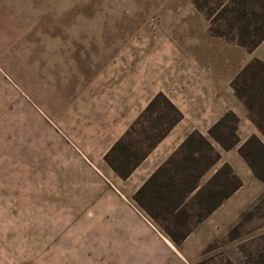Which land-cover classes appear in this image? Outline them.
Segmentation results:
<instances>
[{"label": "rangeland", "instance_id": "obj_1", "mask_svg": "<svg viewBox=\"0 0 264 264\" xmlns=\"http://www.w3.org/2000/svg\"><path fill=\"white\" fill-rule=\"evenodd\" d=\"M194 1L0 0V264H153L159 250L145 249L152 245L149 230L132 215L137 213L119 195V186L79 150V144L89 141L81 84L109 60L103 51L144 44L184 48L199 58L200 67L201 59L210 58L217 103L222 100L231 108L212 135H203L212 150L194 144L198 163L169 164L160 177L162 189L166 184L176 198L187 197L179 211L169 213L158 202L169 195L146 194V207L176 235L210 206L230 201L238 215L202 249H188V261L264 264V179L254 175L238 151L243 141L256 136L246 146V156L264 175L259 144L264 132L254 121L264 107L260 100L250 111L228 92L250 61L264 59V39L247 49L212 35L205 12L214 28L225 29L229 20L221 13L231 8V1L197 0L202 12ZM251 23L264 25V18L252 17ZM261 73L254 66L238 87L252 85L258 97L259 88L250 79ZM153 122L132 131L126 141L130 157L152 144L158 131L151 128ZM184 220L187 225L181 224Z\"/></svg>", "mask_w": 264, "mask_h": 264}, {"label": "crops", "instance_id": "obj_2", "mask_svg": "<svg viewBox=\"0 0 264 264\" xmlns=\"http://www.w3.org/2000/svg\"><path fill=\"white\" fill-rule=\"evenodd\" d=\"M183 50L171 44H144L141 49L103 51L109 60L95 68L81 84L79 92L80 99L88 103L89 115V141L86 145L79 144V150L93 167L103 171L119 186V195L137 213L132 215L149 230L152 245L145 249L159 250L153 264H190L188 249H202L220 231L219 228L231 223L239 213V208L231 207L230 201L225 203V200L193 226L181 231L183 236L175 240L135 195L189 133L197 131L207 135L221 115L231 109L222 100L217 103L215 70L210 65V58L201 59L204 64L200 67L199 58ZM228 92L236 96L232 86ZM158 93L171 101L181 117L131 173L122 178L107 164L104 156ZM138 196L146 202L145 195ZM185 221L181 224L187 225Z\"/></svg>", "mask_w": 264, "mask_h": 264}, {"label": "trees", "instance_id": "obj_3", "mask_svg": "<svg viewBox=\"0 0 264 264\" xmlns=\"http://www.w3.org/2000/svg\"><path fill=\"white\" fill-rule=\"evenodd\" d=\"M232 3L231 8L226 6L223 8V12L221 13L223 16L227 17L229 20L228 24L226 25L225 29H222L220 25H216L214 28V19L212 18L211 14L208 12H205V17L209 21V32L212 35H217L220 37H224L227 41H233L237 43L238 45L247 48L252 49L257 44L264 39V25H251V18H264V1L262 0H230ZM194 6L199 11H204V7L198 3L197 0L194 1ZM229 14V15H225ZM238 34V38L235 37V35ZM253 34H256L255 37H253ZM241 36V37H240ZM260 66L262 69L261 74H252V78L250 79V83H253V86H258V97H256L255 90H251L252 85L246 87L241 86L238 87V80L245 75L246 72L252 70L254 66ZM231 86L235 92V95L242 100L245 105L248 107L250 111H254L255 105L262 100V106L264 107V59L263 60H255L250 61L243 69L242 71L231 81ZM259 99V100H258ZM229 114V113H227ZM225 114V116L227 115ZM225 116L219 118L217 122L210 127L208 130V133L210 135L213 134V130L220 126L225 119ZM181 113L180 111L171 103V101L162 93L156 94L150 102L147 104L143 112L138 116L137 120L128 128V130L125 132V134L117 141L115 142L112 147L108 150V152L105 154L104 159L107 162V164L114 170V172L119 175L122 178H126L133 168L139 163V161L146 155V153L156 144L158 140H160L168 131L169 129L180 119ZM154 120L155 122L151 123V128L155 131H157L154 135V140L152 141V144L149 145L148 149L144 151L143 154H141L138 157H130L129 153L130 150L128 149L127 140L131 137L132 131L135 129L137 125H142L145 122H149L150 120ZM253 120V119H252ZM257 126L264 132V114H258V119L254 120ZM145 126V125H143ZM235 135V134H234ZM252 140H257L256 136H250L245 141L242 142V144L239 146V153L244 157V159L247 161L248 165L250 166L251 170L253 171L254 175L258 178L264 179V175H260L256 168L253 166L250 158L246 156L245 148ZM202 142L205 145L212 150L211 145L203 136L201 133L197 131H193L189 133L186 138L183 140V142L180 144V146L173 152V154L148 178V180L139 188V190L136 192V197L138 199V202L144 206L150 213V210L148 207H146L147 203L142 202L138 195H169L167 199L165 200H158V202L164 205V208L169 213H175L179 211L180 205L183 203V196L177 197V194H174L169 191V186L166 184L164 185V189H162L163 181L160 179L162 175L165 174V171L167 169V165L173 164L175 168H178L180 166H183L184 162L187 160H194L198 163V159L193 157V152L196 153L194 144ZM238 142V138L235 136L234 143ZM259 144L264 148V143L259 142ZM178 157H182V160H178ZM216 158H212L208 164L206 165L208 168V165L212 164ZM179 165V166H178ZM185 166V165H184ZM206 169V167H205ZM203 172L200 171L196 173L195 180L198 179V177ZM173 179V178H172ZM169 184V183H167ZM240 183H236V185L233 187L232 190H230L227 195H229ZM177 183H173L172 186H177ZM167 186V187H166ZM195 187V184L191 186V189L193 190ZM226 195V196H227ZM219 205V202H217L214 206H210V208L207 210L205 214H202L200 217H198V220L203 218L206 214L211 212L215 207ZM151 215H156L151 212ZM169 235H171L175 240L182 237L183 234H174L172 231L168 230Z\"/></svg>", "mask_w": 264, "mask_h": 264}]
</instances>
